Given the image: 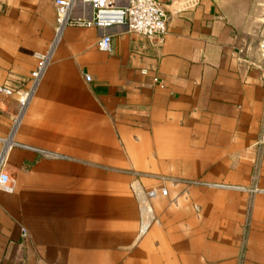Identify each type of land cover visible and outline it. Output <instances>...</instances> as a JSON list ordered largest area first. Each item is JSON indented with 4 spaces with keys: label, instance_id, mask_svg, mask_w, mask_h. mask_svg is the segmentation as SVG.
<instances>
[{
    "label": "crops",
    "instance_id": "crops-1",
    "mask_svg": "<svg viewBox=\"0 0 264 264\" xmlns=\"http://www.w3.org/2000/svg\"><path fill=\"white\" fill-rule=\"evenodd\" d=\"M161 1V46L63 32L4 152L0 264H264V87L237 60L257 59L264 0ZM55 23L54 0H0V85L27 83ZM16 111L0 97V151Z\"/></svg>",
    "mask_w": 264,
    "mask_h": 264
},
{
    "label": "built area",
    "instance_id": "built-area-1",
    "mask_svg": "<svg viewBox=\"0 0 264 264\" xmlns=\"http://www.w3.org/2000/svg\"><path fill=\"white\" fill-rule=\"evenodd\" d=\"M56 23L54 26L53 37L44 51H36L33 57L36 60L34 69L30 72L29 79L25 85L17 88H10L0 85V97H15L17 101V111L13 117L11 133L9 139L5 141L4 148L0 151V189L9 191L12 188V179L4 170L5 149L8 144H15L11 139L17 124L23 116L34 91L43 76L52 54L59 44L63 32L69 27H96L97 29H109L114 26H125L126 31L136 33L146 37L155 45L161 46L165 35L168 32L169 16L165 4L161 0H54ZM111 34L104 32L97 42L100 51H111ZM257 59L242 57L237 55V60L244 63L250 70L254 71L264 87V35L257 43ZM146 73V69L142 70ZM86 81H90L89 75L85 76ZM264 140V117L260 131L259 143ZM34 149V148H31ZM41 154L53 157L52 153L34 149ZM171 183H184L187 185H197L211 188H230L221 183H207L205 181L178 180L173 178H163ZM134 192L139 199L147 201L156 195L155 190L142 191L136 183ZM167 187L163 186L159 194L166 196ZM145 206V205H144ZM26 229L22 228L23 237L27 236Z\"/></svg>",
    "mask_w": 264,
    "mask_h": 264
},
{
    "label": "rangeland",
    "instance_id": "rangeland-1",
    "mask_svg": "<svg viewBox=\"0 0 264 264\" xmlns=\"http://www.w3.org/2000/svg\"><path fill=\"white\" fill-rule=\"evenodd\" d=\"M258 41H259V39H258Z\"/></svg>",
    "mask_w": 264,
    "mask_h": 264
}]
</instances>
